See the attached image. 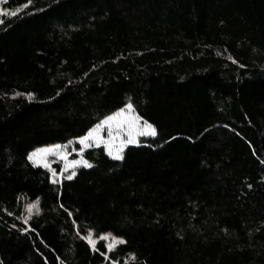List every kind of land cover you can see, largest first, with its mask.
Returning a JSON list of instances; mask_svg holds the SVG:
<instances>
[{
  "label": "trees",
  "instance_id": "trees-1",
  "mask_svg": "<svg viewBox=\"0 0 264 264\" xmlns=\"http://www.w3.org/2000/svg\"><path fill=\"white\" fill-rule=\"evenodd\" d=\"M0 7V264H264V0ZM129 104L123 159L29 160Z\"/></svg>",
  "mask_w": 264,
  "mask_h": 264
},
{
  "label": "rangeland",
  "instance_id": "rangeland-1",
  "mask_svg": "<svg viewBox=\"0 0 264 264\" xmlns=\"http://www.w3.org/2000/svg\"><path fill=\"white\" fill-rule=\"evenodd\" d=\"M0 13H3L1 7H0ZM1 17L2 14H0V20ZM122 112L123 115H119ZM111 117H116V119L109 120L108 118L105 120L108 121V123H105V121H103L98 127L94 129L97 130L96 135L94 136V138L89 139L87 141V144L89 145L88 147H85L84 144L80 143V141L85 138L84 137L81 140L72 142L70 144L55 145V146L41 148L35 152H38L42 149H50V148L56 150L52 153H48L46 155L39 157L35 162L31 160V162L36 166H42L44 168L50 169L53 173H55V166L57 164H60L63 167V174L71 175L72 172H75L79 166L83 165V162L85 160L82 157V155L85 150H88L92 147H105L108 152H109V148H111L112 153L115 154L123 146V151L121 153L122 155L127 146L138 145L142 138L155 137L157 135V134L155 136L140 135V133L144 131L145 122L140 119V117L137 115L136 111L134 110L133 106L131 110H129L127 106L124 110L118 112L117 114H114ZM132 136H134L138 141L137 144H127V140ZM61 157H66V159H62ZM73 162H80V163L73 168L71 167ZM66 166H67V171H65ZM55 174L56 175L54 176V179L56 181H61L63 175H59L57 173ZM32 213L33 211L29 212V216ZM106 236L109 237V239L107 240L102 239V240H104L107 243V246L113 244L114 242L113 238L115 237L112 235H106ZM92 239L95 241V246H96L98 240L94 239L93 237ZM115 240H121V239L115 238ZM120 244L121 243L115 244V246L110 251H112Z\"/></svg>",
  "mask_w": 264,
  "mask_h": 264
},
{
  "label": "snow or ice",
  "instance_id": "snow-or-ice-1",
  "mask_svg": "<svg viewBox=\"0 0 264 264\" xmlns=\"http://www.w3.org/2000/svg\"><path fill=\"white\" fill-rule=\"evenodd\" d=\"M0 14H2V15H8V13H0ZM16 13L15 12H13V13H11V15H15ZM0 23H3V21L2 20H0ZM128 108H129V110H131L132 109V106L129 104L128 105ZM119 115H123V112L122 113H120ZM114 119H116V117H110L109 118V120H114ZM135 119V118H134ZM105 123H108V121H105ZM96 131L97 130H93L92 132H89V134H88V136L87 137H85L84 139H82L81 141H80V143L81 144H84L85 145V147H88L89 145L87 144V141L89 140V139H92V138H94V136L96 135ZM157 133H156V130H155V128L154 127H152L151 125H149L147 122H145L144 123V131H142L141 133H140V135H151V136H155ZM138 143V141L136 140V138L134 137V136H132V137H130L128 140H127V144H137ZM57 147H59V146H57ZM56 149H42V150H40V151H38V152H34V153H32L30 156H29V160H32L33 162H35V161H37V159L39 158V157H41V156H43V155H46V154H48V153H52V152H54ZM122 151H123V146L115 153V154H113L112 153V151H111V148H109V155H111V156H113V158L114 159H117V160H120V159H123V156L121 155V153H122ZM62 159H66V157H61ZM80 162H73V164L71 165V167H76L78 164H79ZM83 165L85 166V167H92V165L90 164V163H88L87 161H84L83 162ZM45 166H47V165H45ZM65 171H67V166H66V168H65ZM56 174L55 173H53V176H55ZM75 176V172H72V174L71 175H68L67 177H66V179H69V180H71V179H73V177ZM56 182V180L54 179L53 180V183H55ZM38 207V201H37V203H35V204H33V205H31L30 207H29V209H28V211L29 212H31L34 208H37ZM85 239L87 240V242L93 247V249H95V241L92 239V235L91 234H89L87 237H85ZM101 239H104V240H107V239H109V237H107V236H103V237H101ZM113 244H110L108 247H109V250H111L114 246H115V244H119V243H124L125 241H123V240H115V238H113Z\"/></svg>",
  "mask_w": 264,
  "mask_h": 264
}]
</instances>
